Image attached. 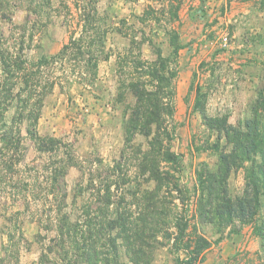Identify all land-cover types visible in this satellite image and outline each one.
I'll return each instance as SVG.
<instances>
[{"label":"trees","instance_id":"trees-1","mask_svg":"<svg viewBox=\"0 0 264 264\" xmlns=\"http://www.w3.org/2000/svg\"><path fill=\"white\" fill-rule=\"evenodd\" d=\"M153 1L158 6L147 5L140 21L161 22L172 51L165 55L149 32L135 28L126 20L120 21L117 31L126 39V46L116 53L114 100L124 102L127 94L132 96V101L123 106L124 146L111 167L97 170L96 175L92 173L94 169H89L85 188L93 189L94 198L81 210L74 205L66 211L67 177L74 180L76 197L83 190L85 167L61 139L39 133L37 122L43 100L56 84L74 78L89 85L97 76L99 62L110 55L107 30L100 23L96 0L75 3L72 15L75 22L69 27L68 39L51 56L29 62L23 53L24 34L14 48L0 47V119L11 113L0 128V174L5 171V182H15L18 193L21 191L25 198L30 186L32 193L40 196L43 180L48 194L55 200V204L40 210L43 219L39 216L41 223L35 236L41 244V257L56 256L51 264H125L119 256V238L133 264H150L152 256L160 252L153 244L161 246L164 240L172 241V247L182 252L179 264H212L207 261L214 255L212 241L205 236L201 225L224 227L236 221L239 226L250 224L260 237L264 260V118L259 117L264 106H259L252 119L235 125L227 116L208 118L207 95L196 92L197 110L207 127L219 136L212 145L218 152V161L214 169L205 167L197 171L194 190L198 197L193 211L187 214L184 206L189 199L180 189L176 176L182 155L174 153L170 146L174 134L173 82L181 47V0ZM258 98L262 102L264 91L258 92ZM137 135L144 138V143L133 142ZM221 136L225 139L223 146ZM126 150L135 161L141 181L153 183L152 188L142 190L138 197L142 183H137L129 191L130 201L123 192L118 195L115 192L120 189V182L127 181L123 170ZM39 155H46L47 159ZM256 155L260 156L259 162ZM244 161L251 164L246 168L243 193L231 197L227 187L229 173L232 168L243 166ZM43 165L45 170L39 177L35 166ZM21 168L35 170L38 175L29 177L33 173L28 172L27 177L21 178L18 175ZM174 192L177 196L172 195ZM168 197L171 204L177 205L174 201L177 198L182 206L181 213L170 220L175 231H170L164 220L170 215L165 207L169 204L165 199ZM261 202L262 213L257 218ZM71 203L76 204V199ZM112 205H115L114 216L107 219ZM242 254L238 251L230 259L236 261Z\"/></svg>","mask_w":264,"mask_h":264},{"label":"rangeland","instance_id":"rangeland-1","mask_svg":"<svg viewBox=\"0 0 264 264\" xmlns=\"http://www.w3.org/2000/svg\"><path fill=\"white\" fill-rule=\"evenodd\" d=\"M77 1L0 0L1 49L5 46L14 48L24 34L23 53L29 62L55 54L68 39L69 27H73L75 20L72 15ZM149 4L158 6L153 0H96L100 23L107 30L109 57L99 62L97 76L89 85L69 78L56 84L43 100L37 131L61 139L85 167L83 190L76 197L73 196L76 189L74 180L67 177L66 211L74 205L81 210L93 201V189L85 188L89 169H94L92 173L96 175L97 170L111 167L119 159L124 146L123 106L132 101V96L127 94L124 102L114 100L117 89L116 53L126 46V39L117 31L120 21L126 20L135 28L149 32L165 55L172 51L169 36L161 22L140 21ZM179 14L181 47L177 56V76L173 82L174 134L170 146L174 153L182 155L176 176L180 189L187 193L189 199L184 208L187 214H191L198 197L194 190L197 171L205 167L214 169L218 152L212 145L219 137L217 132L207 127L197 110L196 92L207 95L205 109L208 118L227 116L235 125L252 119L259 106L263 108L264 99L259 102L258 92L264 91V0H181ZM10 114L7 112L0 119V128ZM259 117L264 118V111ZM133 142L144 143V138L137 135ZM220 144H225L223 136ZM129 154L130 151L126 150L123 158L127 181L125 184L120 182V189H115L117 195L123 192L127 201L131 198L129 191L136 188L137 183H142L137 197L142 190L153 186L151 181H141L135 161ZM39 157L47 159L46 155ZM255 160L259 162L260 156L256 155ZM250 164V161H244L243 166L231 169L227 180L231 197L242 195L246 168ZM35 169L42 177L45 166H35ZM28 172L33 173L29 177L38 175L35 170L24 168L18 175L27 177ZM0 176V263L55 262L53 254L49 258L41 257V244L35 237L41 223L40 210L55 204L43 180L40 196H35L30 186L25 198L21 191L18 193L15 182H5V171ZM172 195L177 196L175 192ZM73 198L76 204L71 203ZM165 199H168L169 204L165 207L170 210V215L164 220L170 231H175L170 220L181 213L182 206L177 198L174 200L177 205L170 203V197ZM114 213L115 205H112L107 219ZM261 213L262 202L256 217L259 218ZM201 230L212 241L215 256L207 260L212 264H264L261 239L250 224L239 226L236 221L234 225L219 227L204 223ZM118 242L120 260L133 264L126 255L122 239L119 238ZM150 243L153 244L152 241ZM153 245L159 247L160 252L152 256L150 264H179L182 252L172 247V241L164 240L161 246ZM238 251L243 253L239 259H230Z\"/></svg>","mask_w":264,"mask_h":264}]
</instances>
